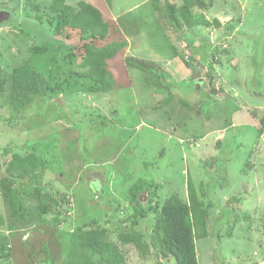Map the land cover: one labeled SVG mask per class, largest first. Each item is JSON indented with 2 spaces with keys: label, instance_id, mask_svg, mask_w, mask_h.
<instances>
[{
  "label": "rangeland",
  "instance_id": "1",
  "mask_svg": "<svg viewBox=\"0 0 264 264\" xmlns=\"http://www.w3.org/2000/svg\"><path fill=\"white\" fill-rule=\"evenodd\" d=\"M87 1L110 23L107 41L128 43L108 61L114 87L106 93L72 74L85 71L84 41L77 29L58 36L52 0H0V180L11 177L29 213L16 219L0 187V240L11 253L0 264H62L93 227L107 229L123 264H174L121 241L133 214L129 188L140 177L161 185L160 202L174 192L186 199L192 178L208 207L206 232L195 228L199 264H264V0H203L194 12L220 25L191 29L166 16L165 1L183 0H158L157 10L154 0ZM52 37L78 46L70 63L64 49L32 53L56 46ZM31 151L50 165L24 176L8 170L13 152ZM34 186L59 205L41 214ZM150 198L141 194L147 215L136 227L148 237Z\"/></svg>",
  "mask_w": 264,
  "mask_h": 264
},
{
  "label": "trees",
  "instance_id": "2",
  "mask_svg": "<svg viewBox=\"0 0 264 264\" xmlns=\"http://www.w3.org/2000/svg\"><path fill=\"white\" fill-rule=\"evenodd\" d=\"M155 10L159 9L158 0H154ZM205 7L203 0H183L181 5L165 1V12L169 21L177 27L186 26L194 28L195 26L209 27L212 24L220 25L219 21L212 22L205 14L194 12V8ZM52 11L55 12L56 22L55 30L58 36L64 34L66 28L77 29L80 31L81 40L84 41L80 48L82 49L81 66L85 68L84 72H73L80 78L91 82L89 89L92 92L106 93L113 89L114 80L111 71L108 68V61L115 57L116 53L128 46L126 40L107 41L111 25L104 19L102 11L93 3L87 0H79L77 5H72L67 0H52ZM91 40H87L86 36ZM56 38V46L50 43H43L31 48L33 54H44L49 50H65V58L68 63L76 55L77 45L65 44L61 38ZM105 41L100 46L96 41ZM208 47L200 51L201 57H205ZM130 65L136 68L145 69L146 64L143 61H135L133 58L127 60ZM187 63V61H185ZM0 64V75L2 74ZM19 81V77L16 76ZM211 78V77H210ZM62 83L58 81L56 88H61ZM215 92V88L211 86ZM26 100L29 98L25 97ZM24 98H16L22 105H25ZM259 132L264 135V117L260 120ZM51 161L31 151L27 153L13 152L8 160V170H16L25 175V173H36L48 165ZM20 179H17V182ZM160 184L149 181L145 178H138L129 188L130 199L133 204V214L131 216L130 228L127 232L120 234L123 243H132L141 252L154 250L156 255H171L174 264H199L196 248L195 228L203 227L206 232L208 207L200 200L196 185L192 178L187 180V198H183L179 193L170 194L162 202L157 196V189ZM0 187L4 196L8 199L12 215L19 220H26L29 213L25 210L20 200L19 188L14 185L11 177H3L0 180ZM152 195L149 199L148 209L155 214L152 227V235L146 236L144 231L137 229L142 220L147 215V209L143 206L141 194ZM33 195L39 201V211L46 214L53 208L52 203L57 207L59 200L53 196L44 186H34ZM148 201V202H149ZM248 218V217H246ZM21 220V221H22ZM45 221V220H44ZM48 222V221H46ZM55 225L60 223V218H54ZM108 231L104 227H93L80 232L77 235L76 245L69 252L68 259L62 264H123L124 254L118 245L107 239ZM1 238V235H0ZM11 256L6 243L0 240V260L8 259ZM48 261V259H46Z\"/></svg>",
  "mask_w": 264,
  "mask_h": 264
}]
</instances>
